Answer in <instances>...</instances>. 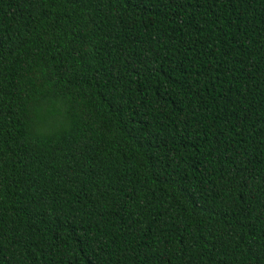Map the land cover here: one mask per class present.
Wrapping results in <instances>:
<instances>
[{
  "label": "trees",
  "instance_id": "1",
  "mask_svg": "<svg viewBox=\"0 0 264 264\" xmlns=\"http://www.w3.org/2000/svg\"><path fill=\"white\" fill-rule=\"evenodd\" d=\"M0 264H264V0H0Z\"/></svg>",
  "mask_w": 264,
  "mask_h": 264
}]
</instances>
